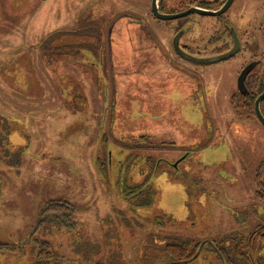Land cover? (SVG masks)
Instances as JSON below:
<instances>
[{"label": "rangeland", "instance_id": "obj_1", "mask_svg": "<svg viewBox=\"0 0 264 264\" xmlns=\"http://www.w3.org/2000/svg\"><path fill=\"white\" fill-rule=\"evenodd\" d=\"M85 1L0 0V264H171L166 244L245 243L264 225V125L230 97L241 62L179 63L123 27L104 50L95 13L108 30L137 4ZM211 249L192 264H220Z\"/></svg>", "mask_w": 264, "mask_h": 264}, {"label": "flooded vegetation", "instance_id": "obj_2", "mask_svg": "<svg viewBox=\"0 0 264 264\" xmlns=\"http://www.w3.org/2000/svg\"><path fill=\"white\" fill-rule=\"evenodd\" d=\"M144 1L145 5L142 7L141 1L135 0L138 8L119 15L108 30L107 27L103 28L108 24L103 12L95 13L96 19L101 18L102 30H107V45L104 43V50L112 48V34L115 29L123 27L126 31L131 28L140 30V34L151 41L152 49L171 55L179 63L214 67L241 62L236 88L230 97L253 99L254 114L258 119L255 101L264 93V0ZM84 3L86 1L81 0L80 4ZM82 16L74 18L76 24ZM164 16L179 18L167 20L162 18ZM233 50L236 52L231 57L220 60ZM207 60L212 62H199ZM170 61L173 62L171 59ZM249 67L252 69L247 72L244 83L240 86L239 79ZM263 103L264 101L261 103V111L264 115Z\"/></svg>", "mask_w": 264, "mask_h": 264}, {"label": "trees", "instance_id": "obj_3", "mask_svg": "<svg viewBox=\"0 0 264 264\" xmlns=\"http://www.w3.org/2000/svg\"><path fill=\"white\" fill-rule=\"evenodd\" d=\"M103 32H106V30L104 29ZM232 102L236 110L244 116L250 113L251 115H255L253 99H232ZM256 180L257 195L259 200L264 204V161L258 168ZM208 246L212 248L211 250L216 255L220 264H243L233 261L231 253L244 260V264H263L261 252L264 251V225L257 226L248 236L245 243L239 242L229 251L216 243L208 241L196 244L191 243V241L179 244H166L165 250L167 251V255L172 258L171 264H192L200 258Z\"/></svg>", "mask_w": 264, "mask_h": 264}, {"label": "water", "instance_id": "obj_4", "mask_svg": "<svg viewBox=\"0 0 264 264\" xmlns=\"http://www.w3.org/2000/svg\"><path fill=\"white\" fill-rule=\"evenodd\" d=\"M162 18H164V19H167V20H172V19H175V18H179V16H164V17H162ZM236 52V50L234 51H232L231 53H229V54H227V55H225L224 57H222V58H220V60H224V59H227V58H229V57H231L234 53ZM189 58H191V57H189ZM192 59V58H191ZM215 60H217V59H215ZM200 63H203V64H208V63H210V62H212V61H210V60H207V61H199ZM252 68L251 67H249L242 75H241V77H240V79H239V85L241 86V85H243V83H244V80H245V76H246V74H247V72H249L250 70H251ZM264 101V93L263 94H261L258 98H257V100L255 101V113H256V115H257V117H258V120L260 121V123H262L263 125H264V115H263V113H262V111H261V103Z\"/></svg>", "mask_w": 264, "mask_h": 264}]
</instances>
